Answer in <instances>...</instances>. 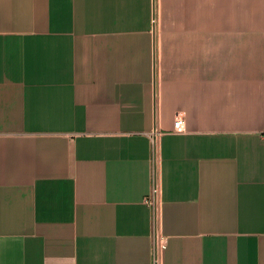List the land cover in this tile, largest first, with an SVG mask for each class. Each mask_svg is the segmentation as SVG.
I'll return each mask as SVG.
<instances>
[{"label": "crops", "instance_id": "1", "mask_svg": "<svg viewBox=\"0 0 264 264\" xmlns=\"http://www.w3.org/2000/svg\"><path fill=\"white\" fill-rule=\"evenodd\" d=\"M263 130L264 0H0V264H151L154 156L160 264H264Z\"/></svg>", "mask_w": 264, "mask_h": 264}, {"label": "built area", "instance_id": "2", "mask_svg": "<svg viewBox=\"0 0 264 264\" xmlns=\"http://www.w3.org/2000/svg\"><path fill=\"white\" fill-rule=\"evenodd\" d=\"M172 126L173 131L181 132L184 130L183 113L181 111L175 113ZM160 133L161 130L157 125L148 132V137L154 151L156 150L157 140ZM260 136L264 144V130L260 132ZM155 158L156 157L154 156L153 168L151 170L150 190L143 197V201L149 206L151 215V264H160L161 253L166 246V238L161 234L159 229L161 199L157 181Z\"/></svg>", "mask_w": 264, "mask_h": 264}, {"label": "rangeland", "instance_id": "3", "mask_svg": "<svg viewBox=\"0 0 264 264\" xmlns=\"http://www.w3.org/2000/svg\"><path fill=\"white\" fill-rule=\"evenodd\" d=\"M154 25H155V28H154V29H155V32H156V29H157V28H156V27H157V23H155ZM155 35H156V34H155Z\"/></svg>", "mask_w": 264, "mask_h": 264}]
</instances>
